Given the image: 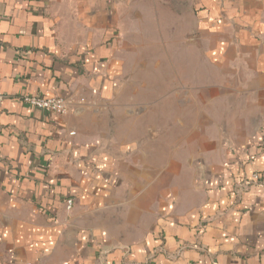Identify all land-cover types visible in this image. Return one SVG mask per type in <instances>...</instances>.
<instances>
[{
	"label": "crops",
	"instance_id": "0c3cea01",
	"mask_svg": "<svg viewBox=\"0 0 264 264\" xmlns=\"http://www.w3.org/2000/svg\"><path fill=\"white\" fill-rule=\"evenodd\" d=\"M178 5L222 121L178 116L170 45L130 69L138 23ZM24 263L264 264V0H0V264Z\"/></svg>",
	"mask_w": 264,
	"mask_h": 264
},
{
	"label": "rangeland",
	"instance_id": "374dc122",
	"mask_svg": "<svg viewBox=\"0 0 264 264\" xmlns=\"http://www.w3.org/2000/svg\"><path fill=\"white\" fill-rule=\"evenodd\" d=\"M189 9V7L184 5H178V20H155L146 18L140 21L137 27L140 28V32L144 33L138 36V40L136 36L134 38L132 37L134 34L130 36L132 50L126 52V57L131 58L132 61L130 65L132 66L130 69L137 76L138 64L136 60L134 62V58L143 57L154 59L162 54L161 51H151L150 53L152 56L148 57L149 52L141 51L140 49L142 44L161 42L166 43L167 46L170 45L169 47L171 50L168 49L166 51V60L174 61L175 58L178 60V82H172L171 84L167 83L166 85L168 86L165 90L166 92L178 90V116L182 117L185 114H190L196 108H199L201 113L207 109L212 113L215 108L216 111L214 114L218 113L215 117L222 121L227 117V115H222V110L229 109L232 100H214V97H212V90L214 89L209 86V80L211 78H217L219 80L222 76L216 72H211L205 66L201 52L197 50L196 46L193 44V40L191 39L192 35L190 33H185L186 30H190ZM158 23L162 25L160 28L156 26ZM158 32L160 34H158ZM150 64L148 73L145 77L148 78L150 76L152 80L150 86L155 89L158 85L155 83L157 80L156 70L158 68L153 65V62ZM142 69L144 68L142 67ZM138 84L142 86V83L139 82L135 83V86L137 87ZM144 84L146 86V83ZM238 101L244 102L245 99H240ZM242 106V110L245 111V104H242ZM218 108L220 110H218ZM173 117L174 116H167L164 122H166V124L172 122L174 119ZM162 119L160 123H162Z\"/></svg>",
	"mask_w": 264,
	"mask_h": 264
},
{
	"label": "built area",
	"instance_id": "2783aa9c",
	"mask_svg": "<svg viewBox=\"0 0 264 264\" xmlns=\"http://www.w3.org/2000/svg\"><path fill=\"white\" fill-rule=\"evenodd\" d=\"M21 102L23 105L30 107L32 109L41 110L53 114L55 116L63 117L66 116L73 107V102L70 99L62 98L59 96L52 97H31L23 96L21 97ZM257 179L256 175L252 176L251 180ZM247 181H243V185L247 184ZM67 208L71 207V202L67 201ZM26 264V263H24Z\"/></svg>",
	"mask_w": 264,
	"mask_h": 264
}]
</instances>
